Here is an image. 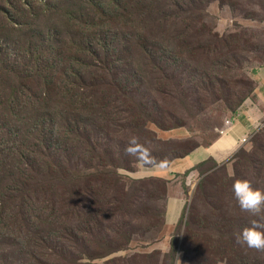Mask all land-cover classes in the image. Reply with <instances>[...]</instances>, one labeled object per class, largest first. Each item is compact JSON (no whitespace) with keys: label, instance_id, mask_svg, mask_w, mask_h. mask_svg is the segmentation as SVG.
<instances>
[{"label":"trees","instance_id":"trees-1","mask_svg":"<svg viewBox=\"0 0 264 264\" xmlns=\"http://www.w3.org/2000/svg\"><path fill=\"white\" fill-rule=\"evenodd\" d=\"M160 2L0 0V263L33 264L27 257L44 264L66 261L74 247L89 251L83 250L87 244H95L87 259L120 250L124 241L116 237L125 227L133 235L134 223L151 218L136 197L139 190L152 195L148 183L156 181L136 182L125 213L118 171H134L139 163L170 165L198 149H161L151 124L168 127L158 125L138 96L136 56L151 68H168L159 71H168L173 83H181L185 74L201 82L207 76L205 65L194 64L200 58L188 43L190 19L201 2L166 0L169 4L159 7ZM177 18L189 36L178 46L156 45L148 32L151 23L176 24ZM216 63L217 71L228 67ZM242 85L253 93L254 85ZM162 86L156 88L159 95ZM242 92L230 105L234 114L248 98ZM92 166L112 171L88 175ZM110 176L115 186L94 183ZM45 180L57 185L43 189ZM53 238L61 246L45 247ZM238 247L233 251L241 264H264ZM23 250L29 256L19 253Z\"/></svg>","mask_w":264,"mask_h":264},{"label":"rangeland","instance_id":"rangeland-1","mask_svg":"<svg viewBox=\"0 0 264 264\" xmlns=\"http://www.w3.org/2000/svg\"><path fill=\"white\" fill-rule=\"evenodd\" d=\"M198 2L201 5L194 10L196 14L190 19L193 26L190 33L193 37H188V43L191 46L190 52H197L196 58H200L199 64L193 63L199 68L200 65L207 67L204 70L207 75L204 82L185 74L181 83H173L166 71L168 68H151L144 59L137 56L132 60L133 66L141 69L138 89L142 94L138 95L140 102L150 108L158 125L168 127L162 129L151 124L157 140L163 144V150L174 148L184 152L194 149L196 145L201 149L217 141L225 122L235 116L230 110L235 95L239 96L240 91H243V96L251 95L250 89L241 90L246 85L245 82L242 87V82H249V87L255 86V71L264 66V0ZM167 4L166 0H161L159 7ZM167 10L169 14L174 13L170 8ZM46 22L44 19V23ZM148 32L153 35L152 41L163 47L178 46L179 40L183 43L182 37L189 36L184 31L180 18H177L176 24L153 22ZM200 45L202 48H199ZM185 56L189 59L188 54ZM216 62H226L228 67L217 71L219 66ZM94 64L99 65L97 62ZM190 64L192 63L189 61ZM168 66L171 67V64ZM162 69L166 70L159 71ZM181 70L178 71L179 74ZM185 71L189 70H183ZM160 84L163 85L161 95L156 92ZM174 123L177 126H172ZM108 142L109 140L105 141L104 145ZM263 145L264 125L252 137L249 146L235 153L234 160L231 161L232 157L225 164L206 161L195 168V175H192V170L186 169L185 160L180 158L172 165L145 167L139 163L135 165L134 171L119 170L118 176L125 184V213L136 182L151 178L156 181L148 183L152 195L147 197L143 190H139L136 197L137 201L145 202L151 218L134 223L133 235L130 228L125 227L116 237L118 241H124V245L116 252L87 259L95 248V244H87L88 247L83 246V250L89 251L80 253L74 247V255L67 256L66 261L58 258L47 262L177 264L179 260L180 264H241L239 256L233 251L239 250L240 246L235 242V235L253 217L237 206L232 195V184L237 178L247 179L254 188L264 192ZM170 157L171 154L167 156L169 159ZM99 170L103 169L92 166L88 175ZM103 171L110 174L112 170L104 168ZM94 183L104 187L117 184L111 176L104 181L94 180ZM55 185L56 182L45 180L42 186L46 189ZM166 216L173 219L172 223L168 218L166 220ZM133 220L138 219L133 217ZM57 245L61 246V241L53 238L47 240L45 247ZM243 246L248 249L251 259L260 256L259 262H264V252ZM198 251L200 254L195 257ZM19 253L28 255L24 250ZM26 261L33 264L45 263V260L32 257H27Z\"/></svg>","mask_w":264,"mask_h":264},{"label":"crops","instance_id":"crops-1","mask_svg":"<svg viewBox=\"0 0 264 264\" xmlns=\"http://www.w3.org/2000/svg\"><path fill=\"white\" fill-rule=\"evenodd\" d=\"M254 80L253 93L245 100L235 116L228 119L231 121V125L220 135L218 140L208 147L196 149L187 157L181 158L185 160L186 169L193 171L192 175L196 174L194 173L197 171L195 168L203 162L212 160L217 164H225L232 157L234 158L235 153L241 148L249 146L252 137L261 131L264 125V66L255 71ZM173 163L174 161L170 165ZM167 218L168 216H166V220ZM168 219L172 223L173 219Z\"/></svg>","mask_w":264,"mask_h":264},{"label":"clouds","instance_id":"clouds-1","mask_svg":"<svg viewBox=\"0 0 264 264\" xmlns=\"http://www.w3.org/2000/svg\"><path fill=\"white\" fill-rule=\"evenodd\" d=\"M232 195L239 209L253 217L250 223L235 235V242L264 252V192L254 188L249 180L237 178L232 184ZM177 264H180L179 260Z\"/></svg>","mask_w":264,"mask_h":264},{"label":"built area","instance_id":"built-area-1","mask_svg":"<svg viewBox=\"0 0 264 264\" xmlns=\"http://www.w3.org/2000/svg\"><path fill=\"white\" fill-rule=\"evenodd\" d=\"M231 125L230 121L225 122V126L220 130V133L223 134L225 132L226 127H229Z\"/></svg>","mask_w":264,"mask_h":264}]
</instances>
